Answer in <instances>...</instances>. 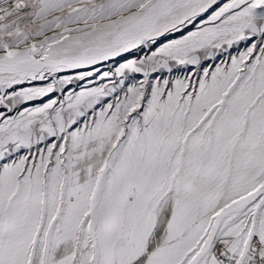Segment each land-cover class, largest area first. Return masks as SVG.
Instances as JSON below:
<instances>
[{
	"label": "snow or ice",
	"instance_id": "6c2138e0",
	"mask_svg": "<svg viewBox=\"0 0 264 264\" xmlns=\"http://www.w3.org/2000/svg\"><path fill=\"white\" fill-rule=\"evenodd\" d=\"M0 264H264V0H0Z\"/></svg>",
	"mask_w": 264,
	"mask_h": 264
}]
</instances>
